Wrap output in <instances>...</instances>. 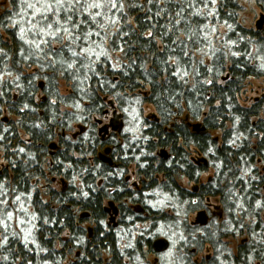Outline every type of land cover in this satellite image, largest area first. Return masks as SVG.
<instances>
[{
    "label": "trees",
    "instance_id": "16d2710c",
    "mask_svg": "<svg viewBox=\"0 0 264 264\" xmlns=\"http://www.w3.org/2000/svg\"><path fill=\"white\" fill-rule=\"evenodd\" d=\"M242 3L264 13V0H0V264H150L167 233L184 239L181 264H264V97L243 100L264 80V31L243 26ZM109 100L139 120L115 146L147 196L98 160ZM208 198L217 216L192 226Z\"/></svg>",
    "mask_w": 264,
    "mask_h": 264
},
{
    "label": "flooded vegetation",
    "instance_id": "af4514ba",
    "mask_svg": "<svg viewBox=\"0 0 264 264\" xmlns=\"http://www.w3.org/2000/svg\"><path fill=\"white\" fill-rule=\"evenodd\" d=\"M38 85L40 87L42 85V83H39ZM114 106H115V111H116L117 115L119 116V119L117 120V123H118L117 127H116V124L117 123L116 122H112V119H113V111L108 107V105L106 106L107 108L103 112L101 118H95L93 120L95 122V124L97 125V134H98V137H99L100 141L102 143H105L104 146H103V148L101 149V151L98 153V160H99L100 163L107 165L111 169L110 170V173H111L112 176L115 175V174H118V175L122 176V180L124 182L123 185L126 187V191L127 192L130 191L132 193H135L136 195L137 194H141V195H143V197L144 196H147L148 193L144 191V186H143V181H142V177L143 176H139V175L136 174V166L135 165H129L128 168L127 167L124 168L125 161H128L129 160V158H128L129 157L128 156V154H129L128 149H126L125 150L126 152L123 153V155L125 157L119 159V155L118 154H119L120 151L118 149H116L115 143L116 142H119V140H121V138H122L121 136H123V135H126V137H129V130H128V128H129L130 123H129V120H128V116H126V114H124L123 111L119 110L118 106L115 103H114ZM154 117H155V115L152 114V117H149V118L152 119ZM107 118L109 120L108 123H104V120L107 119ZM187 119H188V117H187ZM97 122H100L101 124L99 125ZM182 122H184V121H182ZM119 123L122 124L120 130H119ZM190 123L191 122H189L187 120L186 121V127ZM191 124H193V123H191ZM102 127H105L106 128V131L104 133H102V134H99V129L102 128ZM187 128L190 129L191 132L195 133L191 127H187ZM145 129L146 128L143 127L142 130H145ZM198 133H196V134H198ZM137 134L138 133H135L136 136H137ZM78 135L79 134H74L71 137L73 139H76L78 137ZM21 137L24 140H27L29 142L28 138L25 139V137L23 136V134H21ZM62 137H65V135L62 134ZM123 145L124 144L121 143L120 146H123ZM57 146L58 145H56V144L48 145L45 148L46 154L48 156H53V154L55 153V151L58 149ZM106 150L108 151L107 155H105V153H104ZM0 151H1V153H0V178H1V177L5 176V175H3V170H7V167H8L9 164L7 162V159H6L5 152H4V150H3V148L1 146H0ZM163 151L165 152V155L164 156L162 155V152ZM141 152H143V149L141 150ZM157 155H158V157H160L161 159H164V160H167L168 157L170 156V154H169V152H168L167 149H159V152H157ZM102 156H105L106 159L110 160V162L109 163L108 162L107 163L103 162V160L101 159ZM190 160H191L192 163L195 161L194 158H191ZM201 160L204 163V160L203 159H201ZM197 165H198V163H197ZM123 169H124V171H123ZM120 171H122V173H120ZM204 175H206V174H203L202 175L201 181H203ZM185 181H186L187 185H190V188H183V185H181V184L179 186L184 191H188L191 194H197L198 191H199V185H201V184H199V182L198 183L188 182L186 179H185ZM114 190L115 189L110 190L111 191V194L114 193ZM124 196L125 195H123L121 197H124ZM205 202H206L205 208L202 209L201 211H204L205 212V215L207 217V224H208V222L213 217L217 216V212H218L219 208L217 206V203H216V205L210 203L211 202V199H209V198L206 199ZM123 203L124 204H128L127 199L123 200ZM103 209H104V212L107 215L106 226L107 227H111L113 229H118V227H119L120 213L123 211V209L121 207V204L119 202L113 201V200L107 201V202H105V205H104V208ZM197 213H195V215ZM219 216L222 217L221 214ZM194 221H195V217H194V220L190 222V224L192 226L202 227V226H199V225H195L194 224ZM203 227H205V226H203ZM155 241L156 240H154L152 242V246H151V248H152V255H154L155 257H158L159 255L165 253L170 248V243L167 242L168 243V247H167V249L165 251L156 252L153 249V243ZM199 255H197L195 259L200 258ZM209 257L210 256L207 254L206 256H203V257L201 256L200 260L202 258L209 259ZM154 261L157 262L158 261V258H155Z\"/></svg>",
    "mask_w": 264,
    "mask_h": 264
},
{
    "label": "rangeland",
    "instance_id": "374dc122",
    "mask_svg": "<svg viewBox=\"0 0 264 264\" xmlns=\"http://www.w3.org/2000/svg\"><path fill=\"white\" fill-rule=\"evenodd\" d=\"M243 6V12L241 13V22L243 24L244 27L246 28H251L254 29L255 31H259L256 29V24L259 21V14L260 11L258 10L257 7H255L252 4H244L242 3ZM260 32V31H259ZM245 96H243V100L245 99V101H248L251 103V101H259L261 100V98L264 97V80L263 79H249L247 81L246 84V88H245ZM244 101V102H245ZM152 108L150 106H145V109L143 110V116L148 115L149 113H152ZM131 120L129 121V123L133 124V127L135 128V130H139V120H136L135 117H131ZM108 118L104 120V123H108ZM130 127H132L131 125H129L128 130H130ZM1 153V151H0ZM261 173H264V170H260ZM207 177H209V173H206V175H204L203 180L205 181L207 179ZM181 182V181H179ZM181 185H183V188H190V185H187L185 180H182V182L180 183ZM77 187L79 186L78 183L75 184ZM63 186V185H62ZM159 199V198H158ZM157 199V200H158ZM159 203H157V207H161L166 210V211H171V213H173L172 208L169 209L168 207V203L170 201L166 200V201H158ZM212 204L216 205V199H211ZM170 205V204H169ZM155 208V205H153ZM161 210V209H160ZM195 217V214L191 215L189 217V222L193 221ZM264 217V216H263ZM264 220V219H263ZM200 226V225H199ZM164 239L167 240V242L170 243V248L163 254L159 255L158 257H155L154 255H150L148 256L147 260L149 261L150 264H153V261L155 258H158V261L155 263L159 264H181L182 260L184 259L182 257V255H180V252H182V250L180 249V245H184V239L182 238V236H180L179 234H175V235H171L169 233L165 234L162 236ZM2 240V238H0V241ZM241 239H236L235 242H239ZM207 254H200L199 257L201 258V256H206ZM196 258V257H195ZM200 258H197V260L200 261Z\"/></svg>",
    "mask_w": 264,
    "mask_h": 264
},
{
    "label": "water",
    "instance_id": "95a60500",
    "mask_svg": "<svg viewBox=\"0 0 264 264\" xmlns=\"http://www.w3.org/2000/svg\"><path fill=\"white\" fill-rule=\"evenodd\" d=\"M263 24H264V19L262 16H260V19L259 21L257 22L256 24V29L257 30H263ZM108 107L113 111V119H112V122H116L117 123V120L119 119V116L117 115L116 111H115V106H114V102L113 101H109L108 102ZM187 120V117L185 118ZM99 125L101 124L100 122H97ZM118 123L116 124V127H117ZM121 126L122 124L119 123V130L121 129ZM187 127H191L193 129V131L195 133H198V132H204V128L201 126V124H188ZM106 131V128L105 127H102L99 129V134H102ZM105 155H107L108 151L106 150L105 152ZM162 155L164 156L165 155V152L163 151L162 152ZM101 159L103 160V162L105 163H109L110 160L106 159L105 156H102ZM194 224L195 225H200V226H206L207 225V217L205 215V212L204 211H200L196 214V217H195V221H194ZM168 247V243L166 240L164 239H158L156 240L154 243H153V249L156 251V252H162V251H165Z\"/></svg>",
    "mask_w": 264,
    "mask_h": 264
},
{
    "label": "snow or ice",
    "instance_id": "6c2138e0",
    "mask_svg": "<svg viewBox=\"0 0 264 264\" xmlns=\"http://www.w3.org/2000/svg\"><path fill=\"white\" fill-rule=\"evenodd\" d=\"M57 3H61V0H57ZM103 5L101 3H93L90 5V7H93V8H101ZM29 7H32V5H29ZM112 7H116V4L113 2L112 3ZM51 25H49L50 27ZM69 67H71V65H69Z\"/></svg>",
    "mask_w": 264,
    "mask_h": 264
},
{
    "label": "bare ground",
    "instance_id": "6f19581e",
    "mask_svg": "<svg viewBox=\"0 0 264 264\" xmlns=\"http://www.w3.org/2000/svg\"><path fill=\"white\" fill-rule=\"evenodd\" d=\"M259 11H260V14H259V19H260V16H262L263 17V19H264V13H263V11L262 10H260V9H258ZM123 109V108H122Z\"/></svg>",
    "mask_w": 264,
    "mask_h": 264
}]
</instances>
